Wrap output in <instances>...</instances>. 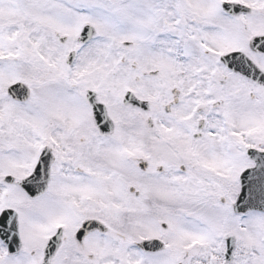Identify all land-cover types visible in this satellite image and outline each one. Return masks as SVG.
<instances>
[{
    "label": "snow or ice",
    "instance_id": "6c2138e0",
    "mask_svg": "<svg viewBox=\"0 0 264 264\" xmlns=\"http://www.w3.org/2000/svg\"><path fill=\"white\" fill-rule=\"evenodd\" d=\"M0 264H264V0H0Z\"/></svg>",
    "mask_w": 264,
    "mask_h": 264
}]
</instances>
